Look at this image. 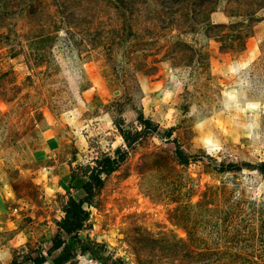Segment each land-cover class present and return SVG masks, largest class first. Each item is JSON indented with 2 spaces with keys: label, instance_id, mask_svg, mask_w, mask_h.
<instances>
[{
  "label": "rangeland",
  "instance_id": "obj_1",
  "mask_svg": "<svg viewBox=\"0 0 264 264\" xmlns=\"http://www.w3.org/2000/svg\"><path fill=\"white\" fill-rule=\"evenodd\" d=\"M116 146L78 232L106 264H264V175L218 169L264 161V0H0V264H50Z\"/></svg>",
  "mask_w": 264,
  "mask_h": 264
},
{
  "label": "trees",
  "instance_id": "obj_2",
  "mask_svg": "<svg viewBox=\"0 0 264 264\" xmlns=\"http://www.w3.org/2000/svg\"><path fill=\"white\" fill-rule=\"evenodd\" d=\"M138 116L141 117V114H137V117ZM119 122H121V120H114V124L118 130L122 129ZM138 135L140 134H135L131 138V141L136 140ZM121 136L125 137V139L128 138L124 133H121ZM114 153L116 154L117 160L114 158L112 159L107 153H104L100 161L96 162L95 165H86L82 167V171L80 172H77L75 168L71 170L67 184L68 188L75 190L85 189L90 192L85 193V195L81 197L80 195L76 196L72 194L69 190L66 192V198L60 207L62 216L54 220L57 230L51 239V245L46 249V255L49 256L50 264H66L71 262L76 256L77 249H79L81 253L87 252L94 257H98L102 264H106L108 259L107 256H96L97 242L88 238H81L78 232L88 225L90 213L87 207L94 206L92 188L95 184L101 183L102 179L100 178V174L110 165L116 167L118 162L123 161L127 156V152L122 146H116L114 148ZM173 155L177 163L181 166H188L192 158V155L186 152L182 146L176 142ZM243 167L258 170L264 175V161L254 164L246 161L223 160L220 162L218 169L220 171H235ZM27 260V257L18 259L14 255L8 264H25ZM45 260L46 258L43 256L37 263L42 264ZM112 263L115 264V261L113 260Z\"/></svg>",
  "mask_w": 264,
  "mask_h": 264
}]
</instances>
